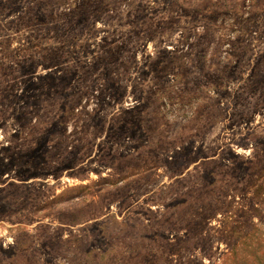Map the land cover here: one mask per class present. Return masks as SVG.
I'll return each mask as SVG.
<instances>
[{"label": "rangeland", "instance_id": "374dc122", "mask_svg": "<svg viewBox=\"0 0 264 264\" xmlns=\"http://www.w3.org/2000/svg\"><path fill=\"white\" fill-rule=\"evenodd\" d=\"M0 264H264V0H0Z\"/></svg>", "mask_w": 264, "mask_h": 264}]
</instances>
